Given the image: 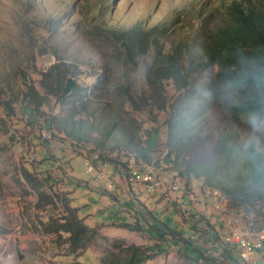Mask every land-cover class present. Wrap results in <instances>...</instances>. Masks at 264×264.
<instances>
[{"label": "trees", "instance_id": "trees-1", "mask_svg": "<svg viewBox=\"0 0 264 264\" xmlns=\"http://www.w3.org/2000/svg\"><path fill=\"white\" fill-rule=\"evenodd\" d=\"M185 3L168 18L149 24L140 20L116 27L102 25L97 36L105 45L109 40L115 43L116 52L110 57L120 66L121 78L115 77L112 85L105 77L109 72L105 62L81 70V63L60 58L46 71L32 63L16 69V89L0 84L2 117L7 115L36 141L37 163L45 167L39 172L41 179L52 187L61 175L64 183L90 191L79 212L91 217L116 207L121 219H112L113 225L136 231L148 242L125 246L123 255L110 252L96 264H142L174 246L188 249L196 264H264V246L247 261L239 248L223 240L226 219H221L228 213L250 228L264 227V155L245 150L237 142L235 128L231 135H220L210 162L197 166L187 162V154L201 137L200 119L220 108L214 97L206 98L205 90L253 60L264 65V0H218L217 4L208 0L206 11L195 8V0ZM45 29L37 26L41 35ZM93 77V82L87 80ZM107 87L112 93H106ZM102 96L115 100L125 115L120 110L106 113L115 104L106 106ZM93 102L103 105L89 109ZM64 104L72 109L70 118L56 119L54 111ZM226 114L246 118L241 111ZM71 156L85 161L93 157L94 169L96 164L110 167L126 187L125 197L100 182L94 185L73 175ZM35 167L31 162L23 164L21 175L38 191ZM142 168L153 171L161 185L148 190L146 184L136 182L132 170ZM194 180L199 182L198 192ZM132 181L143 185L152 198L162 199L165 204L160 210L166 216L174 211L177 226L159 218ZM58 191L62 190L57 184L56 196ZM175 194L178 200L172 198ZM99 196H109L113 202L104 204ZM181 204L198 205V209L183 210ZM65 206L67 214L56 230L69 234L76 251L95 229L81 221L76 209Z\"/></svg>", "mask_w": 264, "mask_h": 264}, {"label": "rangeland", "instance_id": "rangeland-1", "mask_svg": "<svg viewBox=\"0 0 264 264\" xmlns=\"http://www.w3.org/2000/svg\"><path fill=\"white\" fill-rule=\"evenodd\" d=\"M186 1L0 0V84L9 83V86L16 89V69L32 63L36 69L46 71L60 58L74 61L73 64L81 63V70H89L90 65L98 66L105 62L109 71L105 77L109 79V85H112L115 77L119 80L121 78L120 66L110 57V53L116 52L115 43L109 40L105 45L97 36L99 29H103L102 25L116 27L120 24H134L140 20L149 24L168 18L175 10L183 7ZM211 1L216 4L218 2ZM207 2L208 0H195V8L206 11ZM38 25L46 28L42 35L37 31ZM112 30L106 28V31ZM87 80L93 82L94 77ZM106 90L107 94L112 93L108 87ZM102 97L106 106L112 102L115 104L107 108L106 113L120 110L125 115V110L116 106L115 100ZM102 105L93 102L89 109L99 110ZM71 111L69 105L64 104L54 111V117L61 120L70 118ZM82 116L80 114L79 118ZM204 118L200 119L203 123L199 125L200 130L202 128L201 137L187 154V162L193 166L215 158L214 148L220 135H231L238 128L237 142L243 144L247 135L246 118L228 115L218 107H214ZM71 157L69 163L73 175L88 179L94 185L100 182L119 197H125L126 187L119 183L110 167L96 164L93 171H87L82 156ZM39 158L36 141L20 125L13 124L7 115L3 118L0 112V264H96L99 258L110 252L123 255L125 246L148 243L138 232L113 225L112 219H121V214L115 213L116 207H110L91 217L79 212L77 208L88 202L90 191L78 190L82 187L64 183L61 175L57 182L52 183V188L41 179L39 172L45 167L37 163ZM27 162L36 165L33 178L34 182L37 181L38 191L21 175V166ZM68 177L67 173L66 178ZM192 182L193 188L198 192L199 182ZM57 184L62 190L58 191L59 197L54 193ZM132 186L140 191L141 197L159 218L168 221L173 227L177 226L179 219L174 211L166 216V212L160 210L161 204H165L162 199L157 201L152 198L146 188L135 181H132ZM163 189L166 188L162 185L160 190L163 192ZM173 197L177 200L180 198L177 194ZM99 200L104 204L113 202L109 196H99ZM65 205L76 209L74 212L81 221L95 229V233L81 244V248H76V251L71 248L69 234L56 230L62 223L63 216L67 214ZM181 206L183 210H188V207L198 209V205ZM87 211L95 213L94 208H88ZM183 229L185 233L188 231L185 227ZM187 253L188 249L174 246L152 255L142 264H196Z\"/></svg>", "mask_w": 264, "mask_h": 264}, {"label": "clouds", "instance_id": "clouds-1", "mask_svg": "<svg viewBox=\"0 0 264 264\" xmlns=\"http://www.w3.org/2000/svg\"><path fill=\"white\" fill-rule=\"evenodd\" d=\"M207 92L226 113L241 111L246 116L244 149L252 155H264V65L253 60Z\"/></svg>", "mask_w": 264, "mask_h": 264}, {"label": "built area", "instance_id": "built-area-1", "mask_svg": "<svg viewBox=\"0 0 264 264\" xmlns=\"http://www.w3.org/2000/svg\"><path fill=\"white\" fill-rule=\"evenodd\" d=\"M94 162L93 157L84 162L87 171L94 170ZM132 174L133 179L138 183L146 184L148 190H153L154 185H161V181L157 179L155 173L149 171L148 168L132 170ZM177 192L182 196V193ZM221 219H226V226L222 228L223 240L239 248L240 256L243 259L253 260V252L264 246V236H249V229H244V222L235 219L232 214L224 213Z\"/></svg>", "mask_w": 264, "mask_h": 264}, {"label": "bare ground", "instance_id": "bare-ground-1", "mask_svg": "<svg viewBox=\"0 0 264 264\" xmlns=\"http://www.w3.org/2000/svg\"><path fill=\"white\" fill-rule=\"evenodd\" d=\"M244 229H249V236H264V227L260 229L250 228L244 224Z\"/></svg>", "mask_w": 264, "mask_h": 264}]
</instances>
